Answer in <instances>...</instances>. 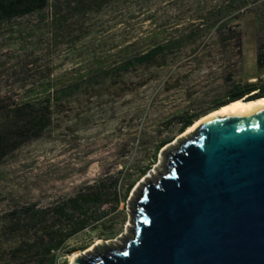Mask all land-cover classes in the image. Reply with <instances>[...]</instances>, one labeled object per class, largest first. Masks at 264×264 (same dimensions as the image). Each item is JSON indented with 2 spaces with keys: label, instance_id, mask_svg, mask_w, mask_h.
<instances>
[{
  "label": "rangeland",
  "instance_id": "374dc122",
  "mask_svg": "<svg viewBox=\"0 0 264 264\" xmlns=\"http://www.w3.org/2000/svg\"><path fill=\"white\" fill-rule=\"evenodd\" d=\"M66 2L0 24V99L52 102L49 128L0 162V264H72L97 244L123 246L135 193L164 172L156 146L183 135L171 117L264 82V0Z\"/></svg>",
  "mask_w": 264,
  "mask_h": 264
},
{
  "label": "water",
  "instance_id": "95a60500",
  "mask_svg": "<svg viewBox=\"0 0 264 264\" xmlns=\"http://www.w3.org/2000/svg\"><path fill=\"white\" fill-rule=\"evenodd\" d=\"M160 154L164 172L135 193L131 236L72 264H264V107L208 120Z\"/></svg>",
  "mask_w": 264,
  "mask_h": 264
},
{
  "label": "trees",
  "instance_id": "16d2710c",
  "mask_svg": "<svg viewBox=\"0 0 264 264\" xmlns=\"http://www.w3.org/2000/svg\"><path fill=\"white\" fill-rule=\"evenodd\" d=\"M113 0H67L66 6L74 7L75 11L84 12L102 7ZM50 0H0V24L14 19L25 17L34 12L42 11L49 6ZM188 37H193L189 34ZM225 39L223 36L217 38L219 43ZM183 40L167 45H160L152 48L145 54L135 58L139 65H145L151 61L163 57L165 53L178 45ZM175 43V44H174ZM235 43L240 46V36L235 37ZM264 52L258 47L256 62L261 67ZM130 64L128 63L127 66ZM264 97V82L261 85L256 83L233 84L229 87L227 95L223 100L214 102L207 108L200 110H185L174 114L166 123L169 130L176 122L177 128L173 135H180L191 127L198 119L218 110L230 102L240 99L254 100ZM52 102L47 99L39 104L23 103L17 105L6 104L0 99V162L10 153L14 152L27 141L39 137L51 125ZM172 137L161 141L155 148L154 159ZM146 170H143L144 173Z\"/></svg>",
  "mask_w": 264,
  "mask_h": 264
},
{
  "label": "bare ground",
  "instance_id": "6f19581e",
  "mask_svg": "<svg viewBox=\"0 0 264 264\" xmlns=\"http://www.w3.org/2000/svg\"><path fill=\"white\" fill-rule=\"evenodd\" d=\"M247 99H242L238 100L232 103H229L221 108H219L216 111H213L209 113L208 115L201 117L198 119L191 127H189L183 135L187 134L188 132L192 131L196 126H199L200 124L217 118V117H222V116H231V115H236L242 112H252V111H257L261 108L264 107V98L254 100L251 102H245ZM99 243V242H98ZM78 254H73L70 257L71 262L73 261L74 258H76Z\"/></svg>",
  "mask_w": 264,
  "mask_h": 264
}]
</instances>
